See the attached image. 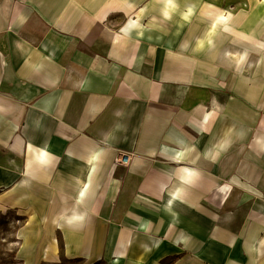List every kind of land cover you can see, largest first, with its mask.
<instances>
[{
    "label": "crops",
    "instance_id": "1",
    "mask_svg": "<svg viewBox=\"0 0 264 264\" xmlns=\"http://www.w3.org/2000/svg\"><path fill=\"white\" fill-rule=\"evenodd\" d=\"M194 6L0 0V212L21 218V264H264L263 145L241 155L220 10Z\"/></svg>",
    "mask_w": 264,
    "mask_h": 264
},
{
    "label": "rangeland",
    "instance_id": "2",
    "mask_svg": "<svg viewBox=\"0 0 264 264\" xmlns=\"http://www.w3.org/2000/svg\"><path fill=\"white\" fill-rule=\"evenodd\" d=\"M192 5H195L193 9H219L220 11L217 13V15L222 14L223 10L227 11L229 8L234 9L236 12L238 8L244 5L247 6V8H242L245 9L244 12L237 13V15L234 14V16L229 19V25L227 26L219 25L216 20V58L218 59L221 56L227 58L221 61L217 60L214 62V64L219 67V71L225 70L226 73H228V75H226V83L224 78L223 84L226 86L228 85L231 88V101L233 103L241 102L246 105L244 110L247 112V115H240V112L237 111L238 117L233 116V118L237 117L238 121L237 125L233 126V138H240L244 136L247 140V145L244 150H247L248 152L241 151V155L249 154L256 157L254 148H252L255 146L256 139L262 143V151L264 152V15L260 14L263 13L260 11V9H264V0H195V2L192 0H179V9H190V6ZM249 9H252V11H249ZM255 9H259L257 10L259 12L256 13ZM256 16L261 18L256 19ZM204 17L205 16L201 14L200 20L205 22L207 25L209 21L205 20ZM250 19H253L254 22L256 21V25L247 31H243L245 34L239 33V31H231L228 28V26H230L232 29H236L234 25H236L237 22L241 24L244 21ZM251 58L258 59V66L255 68L252 75H248V72L243 71V66L240 65V59H242V62H246ZM222 78L223 77H219L215 79L217 82H219L222 81ZM239 80L244 86L245 90L247 89L246 91L248 94H252V96L255 98L250 96L251 100L249 98L246 99V97L236 93V90H238L237 82ZM254 91H256V93H254ZM256 97L259 99V107V104L255 103L257 101ZM259 115L261 116L259 119L260 124L258 126H250L245 124L255 121L256 117L259 118ZM233 150L235 153L238 151L234 148ZM248 192L256 193V191L252 190ZM235 194L236 198L238 199L236 205H238L242 193L239 194L236 191ZM256 195L259 196V194ZM236 205L221 207L220 202L217 200V206H211V209L213 211L215 210L216 213H230L235 212V210L238 208V212L240 214H244L245 212H249L251 209H253V207H256L252 200L246 202L241 210ZM21 224V218L17 217L15 211H8L7 213L0 212V264H21L17 260L16 254V250L19 246L17 232Z\"/></svg>",
    "mask_w": 264,
    "mask_h": 264
},
{
    "label": "bare ground",
    "instance_id": "3",
    "mask_svg": "<svg viewBox=\"0 0 264 264\" xmlns=\"http://www.w3.org/2000/svg\"><path fill=\"white\" fill-rule=\"evenodd\" d=\"M243 7H246V8H247V6L244 5V6L240 7V8H238L236 12L234 11V9H230V8H229V9H227V11H226L225 13H222V14H220V15H217V14H216L217 16H215V18H216V20H217V23H218L219 25H226V23L229 22V19H230L232 16H234V14L237 15V13H241V12H244V11H245V9H242ZM257 10H259V9H255V12H256V13L259 12V11H257ZM249 11H252V9H249ZM260 11L263 12V13H260V14H263V15H264V9H260ZM246 14H247V13H246ZM243 16H245V15H243ZM248 18H249V15H248ZM257 18H258V16H256V19H257ZM260 18H261V17H260ZM260 18H258V19H260ZM254 19H255V18H254ZM256 19H255V20H256ZM243 21H244V20H243ZM243 21H242V22H243ZM238 25H239V26H238ZM254 25H256V21L254 22L253 19H250V20L244 21L242 24H239V22H237V24H236V26H238L237 29H238L239 33H242V34H245L243 31H247V30L253 28ZM252 30H253V29H252ZM245 55H246V54H245ZM245 59H246V58H245ZM240 60H241L240 65L243 66V71L248 72V75H249V74L252 75V73L254 72L255 68L258 66V59H256V58H251V59H248L246 62H245V61L242 62V59H240ZM237 84H238V88H237L238 90H236L237 93H238V94H239V93L243 94V92H244V86L241 84L240 80L237 82ZM240 85H241V86H240ZM244 93H245V92H244ZM229 190H230V187H229V186H224V187H222V191L225 192V193H226V191H229Z\"/></svg>",
    "mask_w": 264,
    "mask_h": 264
},
{
    "label": "built area",
    "instance_id": "4",
    "mask_svg": "<svg viewBox=\"0 0 264 264\" xmlns=\"http://www.w3.org/2000/svg\"><path fill=\"white\" fill-rule=\"evenodd\" d=\"M117 161H118L119 163L123 164V165H128L129 162H130V159H129L128 157L122 155V156L120 157V159H119V158L117 159Z\"/></svg>",
    "mask_w": 264,
    "mask_h": 264
}]
</instances>
